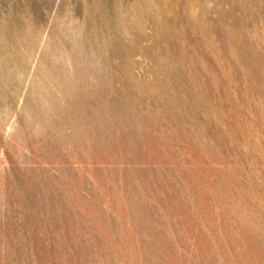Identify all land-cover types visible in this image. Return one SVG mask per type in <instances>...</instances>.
Returning <instances> with one entry per match:
<instances>
[{
    "label": "rangeland",
    "instance_id": "374dc122",
    "mask_svg": "<svg viewBox=\"0 0 264 264\" xmlns=\"http://www.w3.org/2000/svg\"><path fill=\"white\" fill-rule=\"evenodd\" d=\"M0 264H264V0H0Z\"/></svg>",
    "mask_w": 264,
    "mask_h": 264
}]
</instances>
